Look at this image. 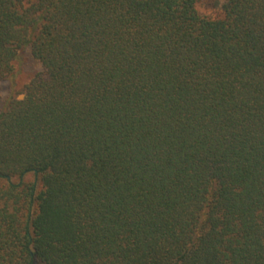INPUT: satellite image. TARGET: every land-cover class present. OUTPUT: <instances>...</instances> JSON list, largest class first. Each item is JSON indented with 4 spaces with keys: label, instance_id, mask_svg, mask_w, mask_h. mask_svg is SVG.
Listing matches in <instances>:
<instances>
[{
    "label": "trees",
    "instance_id": "16d2710c",
    "mask_svg": "<svg viewBox=\"0 0 264 264\" xmlns=\"http://www.w3.org/2000/svg\"><path fill=\"white\" fill-rule=\"evenodd\" d=\"M0 0V264H264V0Z\"/></svg>",
    "mask_w": 264,
    "mask_h": 264
},
{
    "label": "rangeland",
    "instance_id": "374dc122",
    "mask_svg": "<svg viewBox=\"0 0 264 264\" xmlns=\"http://www.w3.org/2000/svg\"><path fill=\"white\" fill-rule=\"evenodd\" d=\"M222 2L223 0H198L197 5L203 13L211 14L217 9V5ZM42 69L41 63L32 56L30 50H27L21 56L20 62L15 65L14 84H11L9 80L0 83L2 101L5 102L13 94L22 99L26 85Z\"/></svg>",
    "mask_w": 264,
    "mask_h": 264
}]
</instances>
